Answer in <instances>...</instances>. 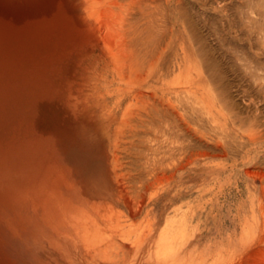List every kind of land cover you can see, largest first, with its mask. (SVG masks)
<instances>
[{
	"label": "rangeland",
	"instance_id": "obj_1",
	"mask_svg": "<svg viewBox=\"0 0 264 264\" xmlns=\"http://www.w3.org/2000/svg\"><path fill=\"white\" fill-rule=\"evenodd\" d=\"M58 5L0 0V264H264V0Z\"/></svg>",
	"mask_w": 264,
	"mask_h": 264
},
{
	"label": "bare ground",
	"instance_id": "obj_2",
	"mask_svg": "<svg viewBox=\"0 0 264 264\" xmlns=\"http://www.w3.org/2000/svg\"><path fill=\"white\" fill-rule=\"evenodd\" d=\"M56 7L60 9V6L58 5V0H52ZM59 166L56 164H49L44 168V170L37 176L31 179V182H37V181H45L49 180L51 182H54L55 180L57 181V176L59 175Z\"/></svg>",
	"mask_w": 264,
	"mask_h": 264
}]
</instances>
